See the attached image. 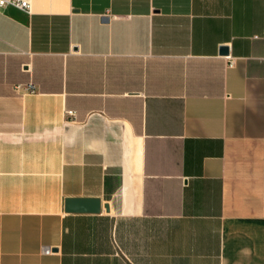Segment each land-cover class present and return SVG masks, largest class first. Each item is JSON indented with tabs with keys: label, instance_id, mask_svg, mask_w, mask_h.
Returning <instances> with one entry per match:
<instances>
[{
	"label": "crops",
	"instance_id": "obj_1",
	"mask_svg": "<svg viewBox=\"0 0 264 264\" xmlns=\"http://www.w3.org/2000/svg\"><path fill=\"white\" fill-rule=\"evenodd\" d=\"M27 1L0 9V264H264V0Z\"/></svg>",
	"mask_w": 264,
	"mask_h": 264
},
{
	"label": "water",
	"instance_id": "obj_2",
	"mask_svg": "<svg viewBox=\"0 0 264 264\" xmlns=\"http://www.w3.org/2000/svg\"><path fill=\"white\" fill-rule=\"evenodd\" d=\"M220 53L226 54V49L221 48ZM99 210L100 201L96 198H66L63 203L64 213L97 214Z\"/></svg>",
	"mask_w": 264,
	"mask_h": 264
},
{
	"label": "built area",
	"instance_id": "obj_3",
	"mask_svg": "<svg viewBox=\"0 0 264 264\" xmlns=\"http://www.w3.org/2000/svg\"><path fill=\"white\" fill-rule=\"evenodd\" d=\"M12 7L14 9L20 10L22 12L28 13L29 11V3L27 0H0V9H3L5 7ZM232 61L228 62V65H231ZM29 92L33 91V88L31 85L28 86ZM66 115H71L70 112H65ZM42 254L47 255L51 253L50 248H42L41 250Z\"/></svg>",
	"mask_w": 264,
	"mask_h": 264
}]
</instances>
